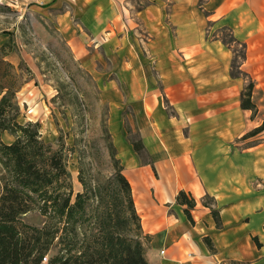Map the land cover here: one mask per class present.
<instances>
[{
	"label": "crops",
	"instance_id": "crops-1",
	"mask_svg": "<svg viewBox=\"0 0 264 264\" xmlns=\"http://www.w3.org/2000/svg\"><path fill=\"white\" fill-rule=\"evenodd\" d=\"M16 1L53 19L98 89L149 264H264V142L248 144L264 139L251 134L264 106V0H176L170 15L151 5L138 14L144 37L122 10L132 0ZM250 82L256 112L241 106ZM181 191L195 199L192 221Z\"/></svg>",
	"mask_w": 264,
	"mask_h": 264
},
{
	"label": "trees",
	"instance_id": "trees-1",
	"mask_svg": "<svg viewBox=\"0 0 264 264\" xmlns=\"http://www.w3.org/2000/svg\"><path fill=\"white\" fill-rule=\"evenodd\" d=\"M11 44L0 45V139L5 133L15 139L0 141V264H149V236L117 157L116 174L96 185L80 168L84 189L73 201L64 153L41 139L38 124L18 123L15 67L6 60ZM253 87L250 82L243 91L241 106L256 112ZM262 131L264 124L251 134ZM135 149L140 151L137 144ZM177 202L187 206L192 221L195 199L181 191ZM35 210L44 218L41 227L23 221ZM212 214L217 220L218 212Z\"/></svg>",
	"mask_w": 264,
	"mask_h": 264
},
{
	"label": "rangeland",
	"instance_id": "rangeland-1",
	"mask_svg": "<svg viewBox=\"0 0 264 264\" xmlns=\"http://www.w3.org/2000/svg\"><path fill=\"white\" fill-rule=\"evenodd\" d=\"M159 3H163V9L170 15L176 0H132L123 5V12L135 17L136 31L142 37L146 32L138 14ZM4 34L9 36L8 43L13 46L10 54L18 55L14 64L6 57L15 67L14 104L19 112L18 123L38 124L41 139L64 153L74 201L84 189L79 180L80 168L83 177L93 185L112 177L120 168L107 129V109L100 102L92 78L80 66L79 55L70 42L57 33L52 18H44L16 0H0V36ZM234 51L238 62L243 48L236 45ZM261 107L260 126L264 123V106ZM249 126L252 127L251 122ZM246 136H250L249 133ZM14 140L8 133L0 139L6 143ZM250 140V146L264 142L260 136ZM240 141L243 138L237 140ZM1 173L0 166V177ZM23 221L41 227L44 218L35 210L26 214ZM52 254L47 255L48 260Z\"/></svg>",
	"mask_w": 264,
	"mask_h": 264
}]
</instances>
